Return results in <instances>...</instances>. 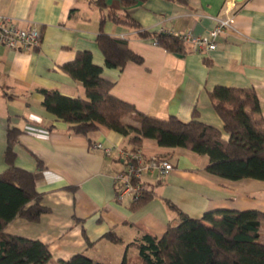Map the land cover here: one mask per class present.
I'll return each instance as SVG.
<instances>
[{
    "label": "crops",
    "instance_id": "0c3cea01",
    "mask_svg": "<svg viewBox=\"0 0 264 264\" xmlns=\"http://www.w3.org/2000/svg\"><path fill=\"white\" fill-rule=\"evenodd\" d=\"M96 1L0 0V12L16 25L41 32L39 43L28 49L0 42V172L8 166L7 129L18 127L22 131L13 145L14 164L32 171L42 203L49 207L37 221L14 217L5 231L46 243L53 261L84 253L94 264H120L124 257L127 264H140L139 248L132 242L145 232L160 237L168 224L178 221L165 198L192 217L214 209L264 211V180H233L208 172L207 154L162 146L149 137L138 147L146 155L166 157L173 168L159 178L148 172L144 181L152 195L132 207L129 197L117 199L114 182L115 173L125 168L122 152L136 148L128 136L101 124L88 134L75 133L44 107L40 92L48 88L84 96L83 83L61 65L77 51L89 50L102 75L112 81L111 93L138 111L187 121L196 110L198 119L227 138L208 91L216 84L253 87L264 117V0H234L233 23L216 37L215 48L184 43L181 51L166 49L139 30L206 33L225 15L226 0H138L127 5L100 0L101 8ZM110 11L126 12L140 27L114 21ZM100 30L126 40L142 62L106 65L96 41ZM124 120L139 124L134 113ZM97 142L111 146L110 152L94 146ZM263 224L259 238L264 242ZM109 230L121 240L106 238Z\"/></svg>",
    "mask_w": 264,
    "mask_h": 264
},
{
    "label": "trees",
    "instance_id": "16d2710c",
    "mask_svg": "<svg viewBox=\"0 0 264 264\" xmlns=\"http://www.w3.org/2000/svg\"><path fill=\"white\" fill-rule=\"evenodd\" d=\"M122 1L127 5L138 0ZM96 2L100 8L104 5L103 1ZM107 15L116 22L140 27L126 12L117 15L110 11ZM139 32L173 51H181L185 43L164 31L141 29ZM96 41L108 66L122 67L129 60H143L121 37L100 30ZM61 66L83 83L85 95L69 96L48 88H41L40 92L44 107L68 122L73 132L88 134L101 124L128 136L134 147L144 138H154L162 146H184L207 154L208 172L233 180L243 177L264 180V117L253 87L216 84L208 91L224 122L228 134L224 138L219 128L198 119L196 110L187 121L175 115L158 117L138 111L132 103L111 93L112 81L102 75V67L92 61L89 50L77 51L74 59ZM132 113L138 125L124 120ZM21 131L18 127H8L5 149L8 166L0 172V264H94L84 253L53 261L46 243L5 231L8 222L16 216L37 221L49 210L42 203V193L36 189L32 171L14 164L13 145ZM151 195V189L146 186L137 199L131 200V206H138ZM164 201L176 211L178 221L168 224L160 237L145 232L138 242H132L139 248L140 264H264V242L259 238L264 211L214 209L201 217H192L171 200ZM105 237L115 242L121 240L112 230ZM120 264H127L125 257Z\"/></svg>",
    "mask_w": 264,
    "mask_h": 264
},
{
    "label": "built area",
    "instance_id": "2783aa9c",
    "mask_svg": "<svg viewBox=\"0 0 264 264\" xmlns=\"http://www.w3.org/2000/svg\"><path fill=\"white\" fill-rule=\"evenodd\" d=\"M234 0H226L225 15L216 18L213 27L203 34H193L191 32H178L176 35L185 43L191 44L194 48L206 47L215 48L216 37L230 27L234 17L232 8ZM41 39V32L38 28L30 26L19 27L13 19L0 12V42L16 49H28L36 46ZM94 146L102 147L107 153L111 146H105L100 142ZM125 168L114 175L117 199L129 197L130 201L137 199L146 187L144 176L148 172H153L157 178L167 174L173 164L166 157L157 155H146L140 147H136L122 152Z\"/></svg>",
    "mask_w": 264,
    "mask_h": 264
},
{
    "label": "rangeland",
    "instance_id": "374dc122",
    "mask_svg": "<svg viewBox=\"0 0 264 264\" xmlns=\"http://www.w3.org/2000/svg\"><path fill=\"white\" fill-rule=\"evenodd\" d=\"M261 235H262V239L264 240V224L262 225V228H261Z\"/></svg>",
    "mask_w": 264,
    "mask_h": 264
}]
</instances>
